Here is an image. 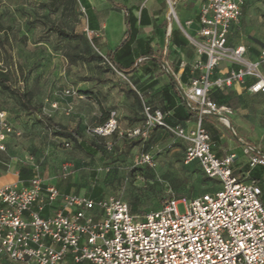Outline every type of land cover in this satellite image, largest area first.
<instances>
[{
	"label": "built area",
	"instance_id": "2783aa9c",
	"mask_svg": "<svg viewBox=\"0 0 264 264\" xmlns=\"http://www.w3.org/2000/svg\"><path fill=\"white\" fill-rule=\"evenodd\" d=\"M243 6L244 0H204L196 36L187 34L196 51L195 68L204 70L189 83L180 82L187 107L199 116L195 126L169 125L167 113L144 105L142 126L125 134L139 138L154 128L169 130L185 144V163H198L217 188L192 199H166L139 216L122 199L66 192L38 174L27 184L0 186V264H264L262 188L249 179L250 171L236 175L237 154L218 156L203 126V117L213 114L232 129L233 110L211 98L213 89L239 84L264 94V49L250 59L246 45L230 42ZM222 63L226 73L216 75ZM166 71L176 76L169 64ZM12 133L6 112L0 111V153ZM92 133L124 136L115 112ZM243 151L250 169L264 166L261 151L248 145ZM137 163L153 165V157L142 153Z\"/></svg>",
	"mask_w": 264,
	"mask_h": 264
},
{
	"label": "rangeland",
	"instance_id": "374dc122",
	"mask_svg": "<svg viewBox=\"0 0 264 264\" xmlns=\"http://www.w3.org/2000/svg\"><path fill=\"white\" fill-rule=\"evenodd\" d=\"M169 7L167 0V10ZM171 18L177 22L173 14ZM57 30L75 37H65ZM92 37L81 0H0V67L43 114L78 127L101 149L96 156L87 155L39 123L36 114L26 112L17 97L0 87V111L6 112L14 128L1 159L33 168L44 181L60 188L70 184L75 193L89 195L95 185L100 186L103 197L124 200L139 216L156 210L166 199H192L212 191L217 182L204 176L198 165L185 163V144L169 130L153 129L139 138L125 135L142 126L145 98ZM232 38L236 43L243 41L255 53L264 48V0H244L240 26ZM228 106L232 115L236 114L230 116L232 127L243 139H252L258 132L251 126L264 127V95L256 97L244 90ZM113 112L123 138L94 136L92 130ZM198 120V115L191 119ZM239 120H243L242 127ZM203 126L210 135L232 137L233 149L244 156L243 142L215 115L206 114ZM219 144L228 145L226 140ZM142 153L153 157V165L137 163ZM178 209L185 212L183 205Z\"/></svg>",
	"mask_w": 264,
	"mask_h": 264
},
{
	"label": "crops",
	"instance_id": "0c3cea01",
	"mask_svg": "<svg viewBox=\"0 0 264 264\" xmlns=\"http://www.w3.org/2000/svg\"><path fill=\"white\" fill-rule=\"evenodd\" d=\"M85 1L90 4L96 18L94 24L95 28L92 29V33L97 38L99 49L106 56L109 54L114 55L119 51L127 31L126 9L132 11L133 15L137 18L136 26L139 29L137 41L132 46L133 59L136 63L130 72L125 75L133 82V85L142 98H145L144 105L161 109L163 112L167 113V117L170 120L179 121L174 117L175 112L179 111L182 107L184 109L187 107L180 82L182 84H187L192 77H198L204 72L203 69L195 68L194 61L196 59V51L187 36V34L196 36L199 28V9L204 0H173V4L176 6V11L174 10L175 16L173 15V17L177 22L172 21L171 15L173 13L170 7L169 10H167V0ZM114 5L123 6L126 9H119L114 7ZM190 21H192V23L188 24ZM239 26L240 21L233 25L230 42L233 44L246 45L243 41L236 43L232 40L233 34ZM247 48V56L250 59H256L260 51L264 49L262 48L259 52L255 53L251 51L249 46H247ZM203 59L205 61V58ZM166 64L172 67L176 76L166 71ZM186 70H188V76L185 78L183 74L185 75ZM226 70L227 64L222 63L216 75H224ZM244 90L249 95H254L256 97L264 95L261 93L253 94L248 91L245 86L239 84L234 85L225 92L230 94L231 102L234 98H240ZM217 118L219 119V117ZM242 121L243 120L238 121L241 127L243 125ZM182 122H184L182 123L184 127L189 128L194 127L196 124L191 120ZM251 127L258 131L252 139H243L233 127L231 133L233 134V131H235L237 139L243 142V149L248 145L264 154V127L262 125H254ZM210 136L212 138V135ZM227 137L228 136L225 134H222L218 136L217 139L212 138L215 152L218 156H224L228 153L237 154L238 158L235 163V170L241 173L251 171L248 165L249 156L245 155L243 151L244 156L240 157L233 149L232 145L234 140H232L230 136ZM225 140L228 145L226 147H221L219 142H225ZM6 142L7 139L5 141V146ZM229 143L231 145H229ZM5 152H1L0 156ZM2 164L7 166V168L0 169V186L8 184L23 185L27 184V181L32 178L21 177L19 170L24 165L7 164L0 157V166ZM260 170L262 174L260 175L258 184L263 185L264 189V167L260 168ZM46 182L55 184L49 181ZM216 188L217 186H215L212 191ZM61 189L66 191V186ZM68 192H74L73 188L71 187Z\"/></svg>",
	"mask_w": 264,
	"mask_h": 264
},
{
	"label": "trees",
	"instance_id": "16d2710c",
	"mask_svg": "<svg viewBox=\"0 0 264 264\" xmlns=\"http://www.w3.org/2000/svg\"><path fill=\"white\" fill-rule=\"evenodd\" d=\"M112 1V0H110ZM82 4L84 5V8L86 10L91 28L94 29V24L96 22V18L94 16V12L91 9L90 4L85 1L81 0ZM114 7L119 8V9H126L123 6H117L114 5ZM127 14H126V24H127V31L125 34V39L123 40L120 49L117 53L114 55L109 54L107 55V58L109 61L112 63V65L118 69L119 71L123 72L124 74H127L130 72V70L135 66V60L133 59V53H132V46L133 44L137 41V35L139 33V29L136 26L137 18L133 15L132 11L130 9H126ZM144 11V10H143ZM243 11H244V6H243ZM142 22V20H141ZM57 32L61 35H64L65 37H75L73 34H68L62 30H57ZM92 41L95 45L98 44L97 38L93 35ZM97 41V42H96ZM183 76H188V70H186L185 75ZM0 87L8 92L9 94L15 96L18 98L19 102L21 103L22 107L26 110V112L29 113H34L37 115V120L39 123L45 125L46 128H48L50 131H52L54 134L67 138L70 141H72L80 150L85 152L87 155L90 156H96L101 152V149L99 145L92 141L89 140L84 136V134L80 131L78 127L71 128L69 126H66L60 122L55 121L51 116L47 114H43L38 106H35L32 104L29 95L26 91H22L18 88H16L13 83H12V78L11 75L5 71L3 68L0 67ZM211 98L216 101L218 104H229L230 103V94L226 93L223 90H218V89H213L211 92ZM196 116V112L192 111L188 107L184 109L183 107L175 112L174 117L177 118L179 121H173L170 120L168 117L166 118V121L169 125L172 126H177V125H182L184 126V122L182 121H188L191 120ZM105 121V120H104ZM107 121V120H106ZM105 121V122H106ZM103 122L102 124H104ZM101 124V125H102ZM160 128V127H158ZM157 129V128H154ZM96 137H100L99 135L93 134ZM113 136H119L118 133H115ZM111 136V137H113ZM119 138H123L120 137ZM213 139L218 138V134H212ZM192 164L198 165V163L194 162ZM200 168V166L198 165ZM264 166L258 165L254 168L251 169L250 171V180H255L258 182L260 179V175L262 174V171L260 168H263ZM202 174L204 175L202 169L200 168ZM21 177L23 178H28V177H33L37 174V171L33 168L22 166L19 170ZM205 176V175H204ZM209 179V178H208ZM262 192H263V185H261ZM71 188L70 184L66 185V192H68ZM92 198H101L103 197V190L100 186L95 185L89 194ZM262 201L264 204V193L262 194ZM161 206V204H160ZM159 206V207H160ZM158 207V208H159ZM156 208V209H158ZM81 264H89V263H81Z\"/></svg>",
	"mask_w": 264,
	"mask_h": 264
},
{
	"label": "water",
	"instance_id": "95a60500",
	"mask_svg": "<svg viewBox=\"0 0 264 264\" xmlns=\"http://www.w3.org/2000/svg\"><path fill=\"white\" fill-rule=\"evenodd\" d=\"M170 8H171V11H172V9H173V6H171Z\"/></svg>",
	"mask_w": 264,
	"mask_h": 264
}]
</instances>
